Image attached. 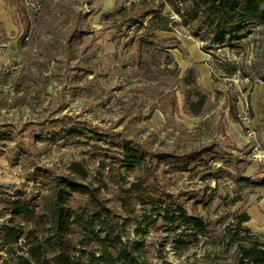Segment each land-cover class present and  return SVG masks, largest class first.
Instances as JSON below:
<instances>
[{
	"label": "rangeland",
	"instance_id": "obj_1",
	"mask_svg": "<svg viewBox=\"0 0 264 264\" xmlns=\"http://www.w3.org/2000/svg\"><path fill=\"white\" fill-rule=\"evenodd\" d=\"M20 1L31 19L22 44L25 26L16 6L0 0V133L9 136L0 139V199L39 192L31 178L39 169L66 174L83 161L98 174L102 157L116 147L68 137L65 129L81 121L142 150L201 152L203 161L192 168L173 173L165 165L172 192L208 223L207 233L192 236L183 249L165 232L155 236L166 243L163 253L173 264H234L227 228L242 215L249 218L243 226L264 240V24L251 25L233 46L204 47L166 4L173 29L157 31L162 39L154 44L167 48L146 51L140 69L119 29L127 23L106 14L145 0ZM75 35L83 43L66 44ZM120 177L115 170L109 180ZM116 187L111 181L107 195L120 206ZM135 209L140 212V205ZM6 217L0 203V222ZM154 254L160 256L159 249Z\"/></svg>",
	"mask_w": 264,
	"mask_h": 264
},
{
	"label": "trees",
	"instance_id": "obj_2",
	"mask_svg": "<svg viewBox=\"0 0 264 264\" xmlns=\"http://www.w3.org/2000/svg\"><path fill=\"white\" fill-rule=\"evenodd\" d=\"M11 3L25 26L19 39L22 44L30 34L31 19L20 0ZM166 4L206 43L204 47L233 46L248 35L251 25L264 24V0H162L159 4L145 0L123 5L106 18L127 23L125 30L119 29L128 37L137 68H142L146 51L167 48L154 44L162 39L157 31L173 29V20L164 14ZM76 35L67 38L66 44L71 46L75 39L83 43ZM83 125L80 121L66 128V135L89 145L108 140L115 152L102 157L98 174L93 175L83 161L73 162L66 174L39 169L31 174L40 185L39 192L0 199L7 216L0 222V264H173L163 253L166 243L155 236L165 232V239L173 237L176 248L183 249L192 236L207 233L208 223L172 192L165 165L173 166V173L192 168L203 161L201 152L154 153L134 141L116 143ZM0 135L1 139L8 133ZM115 170L121 172L120 179L109 180ZM111 181L117 185L120 206L107 195ZM248 219L239 216L236 225L227 228V243L236 246L234 264H264V240L243 226ZM155 249L160 256H155Z\"/></svg>",
	"mask_w": 264,
	"mask_h": 264
},
{
	"label": "built area",
	"instance_id": "obj_3",
	"mask_svg": "<svg viewBox=\"0 0 264 264\" xmlns=\"http://www.w3.org/2000/svg\"><path fill=\"white\" fill-rule=\"evenodd\" d=\"M242 121L245 124L246 128H247V132L250 136H254L256 134V130L254 129L252 123H251V119L249 116L244 115L242 116Z\"/></svg>",
	"mask_w": 264,
	"mask_h": 264
}]
</instances>
